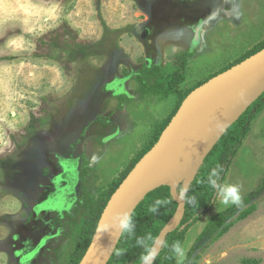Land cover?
Returning a JSON list of instances; mask_svg holds the SVG:
<instances>
[{
	"label": "rangeland",
	"instance_id": "rangeland-1",
	"mask_svg": "<svg viewBox=\"0 0 264 264\" xmlns=\"http://www.w3.org/2000/svg\"><path fill=\"white\" fill-rule=\"evenodd\" d=\"M223 1L233 16L217 19V13L192 52V14L204 16L210 6L196 20L212 15L210 0H0V264H23L15 235L21 230L28 252L30 239L51 221L63 238L43 257L51 264L77 263V241L88 228L85 208L59 225L55 215L36 216L33 208L51 194L50 178L61 177L58 165L64 171L81 167L89 194L100 204L110 200L182 105L178 94L140 91L135 76L149 60L163 67L161 82L169 84L189 54L178 86L188 94L264 44V0ZM121 82L133 98L116 96ZM249 109L197 175L208 176L217 166L221 175L230 162L222 184H239L242 199L253 196L252 208L236 212L222 234L204 243L194 264H264V191H257L264 177V94ZM238 123L247 133L236 150ZM77 155L81 166L71 159ZM64 180L72 188L75 176L65 174ZM232 206L216 196L186 233L185 255L181 260L174 254L176 264L194 256L209 222Z\"/></svg>",
	"mask_w": 264,
	"mask_h": 264
},
{
	"label": "water",
	"instance_id": "water-1",
	"mask_svg": "<svg viewBox=\"0 0 264 264\" xmlns=\"http://www.w3.org/2000/svg\"><path fill=\"white\" fill-rule=\"evenodd\" d=\"M235 93L248 94L249 96L241 103L235 114L229 120L220 123L222 127H217L204 142L196 155L198 168L188 183L187 192L183 197L178 196L171 188V184L167 183L163 178H160L159 175L174 149L181 128L191 115L204 104L218 96L226 97ZM263 94L264 50L194 90L183 101L178 112L162 133L156 145L136 164L134 169L111 197L99 220L91 245L80 264H109L124 232L118 226L117 217L123 213H127L131 217L137 207L150 193L166 186L171 189L174 201L178 204V210L175 218L161 231L152 247V251L155 252V257L151 264H154L167 237L179 228L185 216L188 190L197 176L200 166L205 162L207 155L227 130ZM199 252V250L195 252L192 260L197 257Z\"/></svg>",
	"mask_w": 264,
	"mask_h": 264
},
{
	"label": "trees",
	"instance_id": "trees-1",
	"mask_svg": "<svg viewBox=\"0 0 264 264\" xmlns=\"http://www.w3.org/2000/svg\"><path fill=\"white\" fill-rule=\"evenodd\" d=\"M262 50H264V44L257 46L256 49L250 51L245 57L238 60L234 65H231L227 69H224L220 74L228 71L232 67L242 63L246 59L250 58L251 56L257 54ZM186 56L189 57L190 55L187 54ZM186 56H184L182 60L183 64L180 66V71L173 73L172 80L169 82V84L161 82L164 70L163 67L154 65L152 67L144 68V70L139 75L135 76L137 82L140 85V91L143 94L147 95H161L162 98H165L171 94H178L181 97L183 103V101L193 92L192 91L188 94H183L179 91L178 88L180 80L183 77L182 70L186 68L188 63V59L186 58ZM202 85L203 84L199 85V87ZM249 110L250 109H248V112ZM240 122H242V119L239 120V123ZM239 123L235 125L238 126L236 130L239 134V141L234 146L236 150L239 149L240 145L242 144V139L244 136H246L247 133V128L241 127ZM166 128L161 129L160 133L155 137L153 142L150 144L149 148L145 152H143L135 162H133L121 183L115 186L112 195L124 182L130 172L134 169L136 164L156 145ZM230 131H228V133ZM229 139V135L227 134L224 138L221 139V141L217 145V148ZM233 155L235 156V152L233 153ZM229 163L230 162H227L224 171L220 175V184L223 183L224 175L226 173V170L228 169ZM181 188L182 187L179 188V192ZM257 191H264V177L262 178L260 182V187ZM216 196L217 191L209 186L207 182V175H205L204 172L201 171V173H199L194 179L188 191L186 197L185 216L179 228L167 237L165 244L162 246V251L160 252L155 264H176V260L174 258L175 253L172 251L171 248L172 244L176 241H179L181 246L183 245L186 233L194 224H196L211 210L213 204L215 203ZM193 197H195V200L194 202L190 203L189 200H191V198ZM252 198V195L247 196L242 199V203L240 205L233 204L232 207L215 216L209 222L202 235L198 239L197 243L194 246V251L198 248H202L205 242L212 240L216 236L222 234L227 229L229 220L233 215L236 214V212L244 208H248V210H250L252 208ZM157 200L165 201V203L156 205ZM108 201H105L104 203L102 202V204H100L98 202H94L89 196L85 195V208L87 210L85 221L86 227L88 228L82 231V241L79 242L76 252V264H80L87 250L89 249L92 239L96 233L97 223L99 222L100 216L103 210L105 209ZM153 207H156L157 211H151V208ZM177 210L178 204L174 201V198L171 194V189L169 187H161L155 190L154 192L150 193L137 207V209L131 216L134 228L131 232L124 230L123 235L115 251V254L113 255L109 264H138L139 262H141V256L147 254L146 249L148 247H151L152 249L155 240L160 235L161 231L175 218ZM141 239H144V245L138 243V241ZM191 258L192 257H190L185 262V264H194V262L191 261Z\"/></svg>",
	"mask_w": 264,
	"mask_h": 264
},
{
	"label": "bare ground",
	"instance_id": "bare-ground-1",
	"mask_svg": "<svg viewBox=\"0 0 264 264\" xmlns=\"http://www.w3.org/2000/svg\"><path fill=\"white\" fill-rule=\"evenodd\" d=\"M210 3L212 15L206 17L205 22L213 20V17L219 12L229 18L233 16V13L227 11L223 0H210ZM202 32L203 25L201 24L195 29L196 38H199ZM195 47H197V41L194 44ZM248 96V94L241 95V93L226 97L218 96L197 109L186 121L181 128L174 149L159 175L160 178L171 184L175 193L180 184L188 186L198 168L196 155L210 134L217 128V124L229 120ZM35 255L36 252L32 254V256ZM27 261L23 264H33V262L28 263Z\"/></svg>",
	"mask_w": 264,
	"mask_h": 264
},
{
	"label": "flooded vegetation",
	"instance_id": "flooded-vegetation-1",
	"mask_svg": "<svg viewBox=\"0 0 264 264\" xmlns=\"http://www.w3.org/2000/svg\"><path fill=\"white\" fill-rule=\"evenodd\" d=\"M189 1L192 4H194L196 0H189ZM209 7L208 6L206 7V8L209 9L207 14L209 12H211ZM186 9L187 10H191L192 8L191 7H186ZM206 15H204V16H206ZM221 15L225 16V15H223L221 13L216 18L218 19ZM196 16H202V15H200L199 13L198 14H196V13L192 14V19L194 20V22L192 23V25H190V29L192 28V30H191L192 33H193L192 39H194V41L195 40L197 41V47H198V42L199 41H198V38H196V34H195V29L196 28H194V26L200 24L202 19L196 20L197 19ZM204 16H202V17H204ZM208 17H209V15L207 16V18ZM207 18L205 17L202 20V25L208 27V26H210V24H208V23H210L211 20L209 22H205V20ZM217 19H215V20H217ZM203 31H204V29H203ZM201 34H200V36H201ZM203 36H204V34H203ZM200 41H201V39H200ZM190 48H191L192 52H194L193 51L194 44H192V46ZM154 65L158 66L157 63H153V61H151V60H149L148 63H147L148 67H152ZM135 75L136 74H133L132 76H135ZM124 79L125 78H123V80ZM130 79H133V77H131ZM120 84H122V86H121L122 88L120 87L122 90L120 91L121 93L120 94L117 93L116 96L117 97L127 96V97H130V98H133L130 95H128L127 92L124 91V89H123L124 82H121ZM112 124L116 125V122H114V123L112 122ZM118 135L119 134H116V137ZM71 159L73 161H79L78 162L79 166L82 165L81 161H80L81 160L80 159V155L73 156ZM58 166H59L58 170L61 172L60 173L61 177H59V175H54L52 178H50V183H51L50 185L52 186L51 194L50 195H46L44 200H43V202H41L40 204L39 203L36 204L34 206V208H33V212L35 213L36 216H42V215H46L47 216L48 215L49 218H51L52 215H55L56 216L55 217L56 218V223L59 225L62 221H65L66 218L76 219V216L78 215V209L80 208V206H83L85 208V195L89 196L94 202L101 203V201L95 200L89 194L87 184L82 182V180H83V178H82L83 171H81V167L76 168V169H72V170L66 169L64 171V169H62V168L66 167V166H63V167H61L60 165H58ZM68 173H70L71 175L75 176V181H74V185H73L72 188L70 187V185H64V183L66 182L64 180V175L68 174ZM59 178H61V180H59ZM47 200H51V202L47 206L43 207L44 211L39 214L38 210H36V208H39L41 205L45 204L47 202ZM85 210H86V208H85ZM104 210H103V212H104ZM103 212H102V214H103ZM86 213H87V210H86ZM44 228L45 229H44L43 233L39 237H36V238L33 237L32 239H30L31 246L29 248H31V249L28 252L24 251V247H21V244L24 243L21 230L19 231V233L17 235H15V237H14L15 241H17L20 244V249L17 252V255L20 256L21 260H23L24 262H26L28 260L27 261L28 263L33 262V264H36L38 261H39L38 262L39 264H51L49 260H47V259H45L43 257V254L50 251V245L53 242H56V240L60 241L61 240L60 238H63L64 231L62 230L61 227L57 228L53 221H51V223L48 226L46 225ZM81 235H82V232H81ZM81 235H80V239L77 241L76 247H78L79 242L82 241V238H81L82 236ZM197 250L200 251L201 249L198 248V249L195 250V252ZM35 252H36L37 256L36 255L32 256V254L35 253ZM42 257L44 259H42ZM191 261H193L192 258H191Z\"/></svg>",
	"mask_w": 264,
	"mask_h": 264
},
{
	"label": "clouds",
	"instance_id": "clouds-1",
	"mask_svg": "<svg viewBox=\"0 0 264 264\" xmlns=\"http://www.w3.org/2000/svg\"><path fill=\"white\" fill-rule=\"evenodd\" d=\"M243 93H241L242 95ZM217 127H222V125L217 124ZM222 171V168L217 166L216 168H212L210 173L207 176V182L209 186L217 191V195L221 202L224 205L234 204V205H240L242 203V196H241V186L239 184H220V173ZM187 192V186L181 188L179 192V196L183 197L185 193ZM195 197L191 198L189 200L190 203L194 202ZM161 203H165V201L157 200L156 205H160ZM151 211L155 212L157 211L156 207L151 208ZM118 226L126 231L131 232L134 228L133 222L131 217L127 213L120 214L117 217ZM151 239V238H149ZM139 244L144 245L145 241L144 239H141L138 241ZM172 251L176 254V256L179 259H183L185 255L184 248L181 246L179 241H176L171 246ZM147 254L141 256L142 264H151L152 260L155 257V252L152 251L151 247H148L146 249Z\"/></svg>",
	"mask_w": 264,
	"mask_h": 264
}]
</instances>
